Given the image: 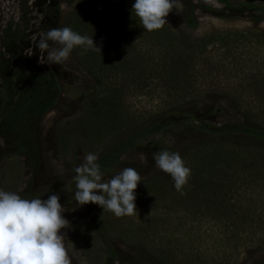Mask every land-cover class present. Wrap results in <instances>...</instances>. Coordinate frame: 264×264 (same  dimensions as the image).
<instances>
[{"label":"rangeland","instance_id":"rangeland-1","mask_svg":"<svg viewBox=\"0 0 264 264\" xmlns=\"http://www.w3.org/2000/svg\"><path fill=\"white\" fill-rule=\"evenodd\" d=\"M36 1L0 0V67L14 71L26 58L30 66L53 73L59 94L44 114L22 127L28 153L17 151L21 134L0 129V189L26 199L60 195L62 215L70 222L61 234L66 236L72 264H264V141L254 136H212L197 128L202 124L213 129L233 124L264 128V0H228L230 8L219 0H177L181 7L169 13L164 26L194 52L189 53L193 57L187 60L188 69L182 61L167 60L166 45L146 41L138 29L142 25L131 14L135 0H84L89 31L84 35L108 26L101 22V9L96 14L98 4L108 10L116 7L128 17L109 23L117 34H106L100 42H119L128 50L122 59H132L135 69L144 64L135 56L146 55V64L159 59L152 76L132 77L134 68L111 65L102 67L101 81L71 54L63 65L38 63L35 44L48 29ZM56 2L54 28L67 21L73 30L81 28L83 22L66 20L81 0ZM242 2H251L252 7H237ZM227 33L238 34L221 36ZM211 36L207 45L196 47ZM168 65L171 73L188 76L192 84L170 76ZM104 92L109 94L108 104L100 95ZM11 107L12 100L4 102L5 111ZM84 117L88 118L81 122ZM78 122L80 130L75 127ZM157 122L160 128L136 141L102 172L104 179L125 167L141 174L135 190L137 216L117 218L97 204H76L74 170L84 156L99 158ZM61 125L67 126L62 143L57 139ZM161 150L178 152L191 169L184 195L155 167L153 153ZM140 153L146 162L140 161ZM249 200L254 202L252 210L237 224L243 237L235 241L231 229L225 228L230 213L225 210L235 206L236 217L238 207L245 208Z\"/></svg>","mask_w":264,"mask_h":264},{"label":"clouds","instance_id":"clouds-1","mask_svg":"<svg viewBox=\"0 0 264 264\" xmlns=\"http://www.w3.org/2000/svg\"><path fill=\"white\" fill-rule=\"evenodd\" d=\"M180 7L177 0H135L131 14L144 30L151 32L161 29L169 13ZM35 47L40 52L38 63L49 65H63L75 47L100 52L91 37L82 36L70 27L49 29L38 38ZM138 158L146 162L144 153ZM152 158L155 167L168 174L175 190L184 195L191 169L185 166L180 154L161 150L153 153ZM97 159L89 153L74 170L76 204H97L117 218L137 216L135 190L142 180L141 174L135 168L125 167L104 179ZM64 211L58 193L46 199H26L0 189V264H72L65 246L66 236L61 234V229L70 227L62 215Z\"/></svg>","mask_w":264,"mask_h":264},{"label":"trees","instance_id":"trees-1","mask_svg":"<svg viewBox=\"0 0 264 264\" xmlns=\"http://www.w3.org/2000/svg\"><path fill=\"white\" fill-rule=\"evenodd\" d=\"M84 0H81L80 5L75 8L70 14L69 17H67L66 20L72 18V21L74 23L83 22L81 25V28L79 26H76L75 29L71 28L73 31L77 32L78 34L82 36H86L84 34L89 33L87 27L84 23H86L88 20L85 17V13H88V7H83ZM95 1V3L98 0H90ZM221 3L225 5L226 8H230L231 5L229 4L228 0H219ZM39 2L38 9L40 11V14L43 17V20L45 23H47L46 28L49 30L51 28H54L57 23V18L59 15V6L56 2V0H37ZM101 3V1H98ZM82 7L84 9H82ZM237 7H246L250 8L251 2H242L238 4ZM97 12L96 14L101 11L100 19L101 22H107L108 26H110L109 23H114L115 20H119L120 17H125L124 13L120 12V10L116 7H113L111 9H107L105 5H99L96 6ZM98 8L101 9L98 11ZM98 13V14H99ZM122 13V14H121ZM97 14V15H98ZM128 17V16H126ZM72 24H70L68 21L63 23L62 27H70ZM189 25H193L192 22L189 21ZM100 25V29L98 32H95L94 35H90L88 37H91L94 45L100 49L99 51H96L95 49H87L85 50L82 47H75L71 55L79 62V64L82 66V68L88 72L95 80L101 81L100 76H104V72L102 70V67H110L111 65L117 66L116 69H122L127 67H132L135 69L132 59H122V57L126 54L123 52L128 51L122 48L119 42H114L111 44L101 43L100 41L107 37V35L114 36L117 34L115 32L114 26L108 27ZM61 27V28H62ZM138 29L143 33L144 38L146 41L153 40L156 43H159V45L164 44L166 45L167 52L166 58L167 60L170 58L173 61H182L186 65V69L190 67L189 63H187V60L189 58L193 57L194 52H191L190 47L183 46L182 39H180L179 36H176V34L169 32L168 29H166L165 26H163L159 30L155 31H146L143 29L142 26L138 27ZM136 29L135 31H137ZM134 31V32H135ZM238 33H227L223 34L221 36L227 37L228 35L234 36ZM253 34V33H252ZM212 36L204 39L199 44L196 45L197 48H202L203 46L207 45L211 40ZM224 40V39H223ZM219 40V41H223ZM116 41V40H115ZM170 45V46H169ZM130 47V46H129ZM202 50V49H201ZM199 50V52L201 51ZM193 53V54H189ZM169 56H168V55ZM128 56V55H127ZM138 57V58H137ZM140 59L139 61H144L142 67L137 66L135 71H133L131 74L136 73L132 77L138 76L140 74H143L145 76L147 73H149L152 76V72L155 70L154 68L159 66L157 62L159 61L158 58L152 60L150 64H146V61H149V58L145 55L143 57L135 56L134 60ZM163 61L167 63V60L162 57ZM28 59L24 58L22 62L17 66V69L14 71H9L8 67L1 66L0 67V129H5L9 133L13 135H19L18 138L20 140L19 145L17 146V151L20 153H28V148L25 144H27V135H24L21 131L22 127L31 119H34L38 116H41L44 114L55 102V99L57 95L59 94V83L56 79V77L53 75L51 71H48L46 69H40L34 66H30L26 61ZM123 61H125L123 63ZM139 62V63H140ZM170 65V64H169ZM169 65L167 67L168 74L172 76L174 79H178L181 84L186 83V85H191L192 82L190 81L188 76L184 75H178L175 73H171L169 69ZM178 67H176L177 69ZM154 69V70H152ZM102 70V71H101ZM101 71L102 74L97 73ZM125 70L122 72L125 75ZM170 85V83H168ZM103 90V88L101 89ZM101 96L104 97V100L107 103L108 93H101ZM111 97V96H109ZM12 100V107L9 108V110L5 111L3 109V104L6 101ZM108 104V103H107ZM218 110V109H217ZM105 111L107 114H109L108 109L105 108ZM84 115V114H83ZM88 117L82 118L80 121L85 122ZM113 120V119H112ZM81 122L77 123L78 127L77 129L82 128ZM66 125H61L57 130V139L60 143H62V137L63 133L66 131ZM161 127V123H154L150 127L140 130L138 132L133 133L132 135L126 137L125 139L119 141L114 146L110 147L106 151H104L99 158L97 159L96 163L100 166L101 172H106L110 166L117 160V158L125 153L127 150L133 148L136 145V141L139 139L144 138V135L151 134L155 132L158 128ZM199 131L210 134L212 136H225V135H243V136H254L258 140L264 141V128H251L245 125H239V124H233V125H227L222 127L221 129H213L206 124H202L197 126ZM111 133H113V130H111ZM253 201L247 203V206L245 208L238 207L239 213H237L236 217H234L232 209L235 206L230 207L229 209L225 210L226 214L229 210L230 213L227 214L226 217V223L225 228L228 232L231 229V232L234 235L235 241L242 239L243 236H240L243 234V232L238 227V222L242 219L245 221L247 220V213L249 211L251 212V208L249 206H253ZM249 207V208H248ZM242 208V209H241ZM241 209V210H240ZM264 225V222H263ZM259 229V226L256 228Z\"/></svg>","mask_w":264,"mask_h":264}]
</instances>
